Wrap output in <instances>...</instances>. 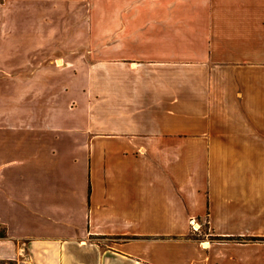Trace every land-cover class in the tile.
<instances>
[{
    "label": "crops",
    "instance_id": "obj_1",
    "mask_svg": "<svg viewBox=\"0 0 264 264\" xmlns=\"http://www.w3.org/2000/svg\"><path fill=\"white\" fill-rule=\"evenodd\" d=\"M0 227V264H264V0H0Z\"/></svg>",
    "mask_w": 264,
    "mask_h": 264
},
{
    "label": "built area",
    "instance_id": "obj_2",
    "mask_svg": "<svg viewBox=\"0 0 264 264\" xmlns=\"http://www.w3.org/2000/svg\"><path fill=\"white\" fill-rule=\"evenodd\" d=\"M190 225L194 231H198V229L200 228V225L196 222V220H190Z\"/></svg>",
    "mask_w": 264,
    "mask_h": 264
},
{
    "label": "trees",
    "instance_id": "obj_3",
    "mask_svg": "<svg viewBox=\"0 0 264 264\" xmlns=\"http://www.w3.org/2000/svg\"><path fill=\"white\" fill-rule=\"evenodd\" d=\"M4 230L0 228V239L4 238Z\"/></svg>",
    "mask_w": 264,
    "mask_h": 264
},
{
    "label": "rangeland",
    "instance_id": "obj_4",
    "mask_svg": "<svg viewBox=\"0 0 264 264\" xmlns=\"http://www.w3.org/2000/svg\"><path fill=\"white\" fill-rule=\"evenodd\" d=\"M74 95L72 94V97H73ZM72 103H75V102H72ZM1 228V227H0ZM202 229V228H201ZM201 229H199V231L201 230ZM191 230H193V229H191ZM203 233H208V231L207 230H203ZM203 233L201 234V236L203 235Z\"/></svg>",
    "mask_w": 264,
    "mask_h": 264
}]
</instances>
